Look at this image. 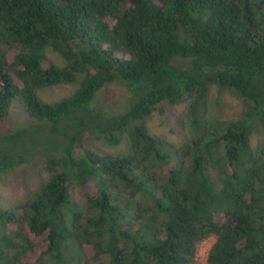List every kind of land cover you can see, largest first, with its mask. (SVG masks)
<instances>
[{"label": "trees", "instance_id": "obj_1", "mask_svg": "<svg viewBox=\"0 0 264 264\" xmlns=\"http://www.w3.org/2000/svg\"><path fill=\"white\" fill-rule=\"evenodd\" d=\"M63 84L57 100L38 95ZM110 84L118 108L98 98ZM211 85L240 99L236 118L209 116ZM12 101L46 128L40 144L12 131L27 140L0 167L40 153L45 177L0 207V264H198L208 237L205 264H264V146L250 145L264 0H0V121ZM162 102L183 104L178 140L147 126Z\"/></svg>", "mask_w": 264, "mask_h": 264}, {"label": "rangeland", "instance_id": "obj_2", "mask_svg": "<svg viewBox=\"0 0 264 264\" xmlns=\"http://www.w3.org/2000/svg\"><path fill=\"white\" fill-rule=\"evenodd\" d=\"M50 57L54 60L57 59V56L53 53H50ZM177 62L180 65L187 63L186 60H177ZM72 89L73 85L71 84L51 86L40 90L38 95L43 100L50 102L67 95ZM98 98L107 100L113 108H118L123 104V97L116 84L106 86ZM206 105L209 116L217 118H236L241 109L240 99L235 94L226 90L217 93L213 85L210 86L207 92ZM182 107L183 104L169 105L165 102L160 103L152 111L147 120L148 128L163 138L173 141L178 140L183 134L180 119ZM35 123L16 101H12L9 106L8 115L0 121V150L8 151L13 146L11 150L14 149L13 153L16 152L19 143L22 140H27V138H24V135H20L16 140L15 136H7L13 134L12 131L21 128H28L26 134L30 138H38L37 144H40L43 139L42 133L46 127L44 128L41 125L39 129ZM2 136L6 137L1 139ZM250 145L253 150L264 146V126L255 127L252 130ZM83 146L101 153L116 152L123 147L106 146L94 138L86 139L83 142ZM40 148V145L35 147V149ZM42 162V155L35 153L20 164L16 163L17 165L7 166L4 169L0 167V207H9L31 195L44 180ZM69 194L71 200L75 203H82L80 192L74 185H70ZM212 241L213 238L208 237L198 244L196 254L198 264H205L206 252Z\"/></svg>", "mask_w": 264, "mask_h": 264}]
</instances>
